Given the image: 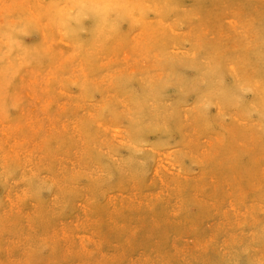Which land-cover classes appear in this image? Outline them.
<instances>
[{
	"label": "rangeland",
	"instance_id": "374dc122",
	"mask_svg": "<svg viewBox=\"0 0 264 264\" xmlns=\"http://www.w3.org/2000/svg\"><path fill=\"white\" fill-rule=\"evenodd\" d=\"M0 264H264V0H0Z\"/></svg>",
	"mask_w": 264,
	"mask_h": 264
}]
</instances>
